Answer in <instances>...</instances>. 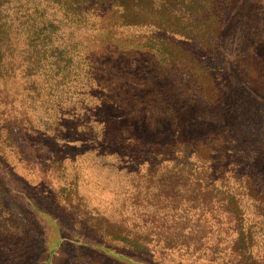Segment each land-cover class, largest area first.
Listing matches in <instances>:
<instances>
[{"label":"trees","instance_id":"1","mask_svg":"<svg viewBox=\"0 0 264 264\" xmlns=\"http://www.w3.org/2000/svg\"><path fill=\"white\" fill-rule=\"evenodd\" d=\"M74 6L72 16L93 18L97 30L96 59L82 70L125 111L108 126L123 134L130 159L150 158L141 180L156 184L159 204L174 218L181 206L199 212L200 230L189 236L160 234L154 224L135 234L125 221L97 218V234L112 244L98 247L132 264H258L252 248L264 226V132L252 126L247 133L237 105L223 102L230 86L218 82L216 68L203 65L199 52L213 57L218 71L264 94V51L258 50L264 0H76ZM132 26L147 29L121 32ZM193 99L200 105H183ZM54 250L44 264H52ZM159 255L174 259L167 263Z\"/></svg>","mask_w":264,"mask_h":264},{"label":"rangeland","instance_id":"2","mask_svg":"<svg viewBox=\"0 0 264 264\" xmlns=\"http://www.w3.org/2000/svg\"><path fill=\"white\" fill-rule=\"evenodd\" d=\"M74 2L0 0V264H44L51 249L52 264H132L98 247L111 244L96 232L99 218L125 221L135 234L153 224L162 228L160 234L189 236L200 230L195 226L199 212L181 206L174 218L166 203L157 202L156 184L148 187L141 180L150 158L130 159L123 134L108 126L110 120H122L125 111L82 70L96 59L91 56L97 30L93 18L72 16ZM146 29L121 32L140 35ZM258 41L264 51V37ZM191 45L183 46L192 52ZM144 56L147 62L150 55ZM199 56L203 65L216 68L222 86H230L223 102L237 105L247 133L254 126L262 135L264 94L218 71L210 55ZM183 105L200 104L193 99ZM248 206L253 220L251 202ZM256 237L252 252L264 264L263 225ZM161 259L171 263L174 258Z\"/></svg>","mask_w":264,"mask_h":264}]
</instances>
